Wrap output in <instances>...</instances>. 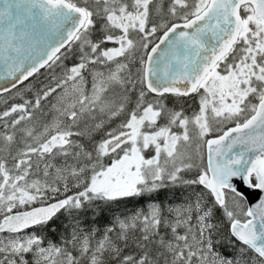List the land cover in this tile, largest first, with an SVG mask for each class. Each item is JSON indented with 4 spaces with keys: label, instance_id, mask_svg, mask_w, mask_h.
<instances>
[{
    "label": "snow or ice",
    "instance_id": "obj_1",
    "mask_svg": "<svg viewBox=\"0 0 264 264\" xmlns=\"http://www.w3.org/2000/svg\"><path fill=\"white\" fill-rule=\"evenodd\" d=\"M3 93L0 264H264V0H0Z\"/></svg>",
    "mask_w": 264,
    "mask_h": 264
},
{
    "label": "trees",
    "instance_id": "obj_2",
    "mask_svg": "<svg viewBox=\"0 0 264 264\" xmlns=\"http://www.w3.org/2000/svg\"><path fill=\"white\" fill-rule=\"evenodd\" d=\"M31 79V78H30ZM28 82H25L27 84ZM21 87V86H18ZM12 95H15V90H13ZM1 99H4L5 101L11 102L12 97L9 96L8 93L3 94L0 96ZM26 98H31V97H26ZM5 101L4 103L0 104V110H3L5 106ZM16 102H19V99H16ZM1 103V102H0ZM45 107V112L47 111ZM119 121L113 124V127H116V124H118ZM190 193L189 189H186L182 186H168L166 188L161 189L158 193L154 194L153 200L157 203H162L165 207L169 205H178L182 203L185 199H187L188 195ZM153 200H148V199H143V200H137V199H132L125 201L124 204L121 205L122 210L126 211L127 213L131 214L133 211L138 210V209H146L148 204L153 202ZM126 206V207H125ZM63 219V218H61ZM60 221H57V224H59ZM67 223V221H65ZM111 226V225H107ZM60 231H63L61 229ZM50 239H56L55 236H49Z\"/></svg>",
    "mask_w": 264,
    "mask_h": 264
},
{
    "label": "rangeland",
    "instance_id": "obj_3",
    "mask_svg": "<svg viewBox=\"0 0 264 264\" xmlns=\"http://www.w3.org/2000/svg\"><path fill=\"white\" fill-rule=\"evenodd\" d=\"M1 96H2V95H1ZM4 101H5L4 99H1V98H0V102H1L0 104L4 103ZM46 109H47V111L45 112V115H47L48 112H49V109H48V108H46Z\"/></svg>",
    "mask_w": 264,
    "mask_h": 264
},
{
    "label": "water",
    "instance_id": "obj_4",
    "mask_svg": "<svg viewBox=\"0 0 264 264\" xmlns=\"http://www.w3.org/2000/svg\"><path fill=\"white\" fill-rule=\"evenodd\" d=\"M19 86V85H18ZM4 94V93H3ZM0 95H2V94H0Z\"/></svg>",
    "mask_w": 264,
    "mask_h": 264
}]
</instances>
